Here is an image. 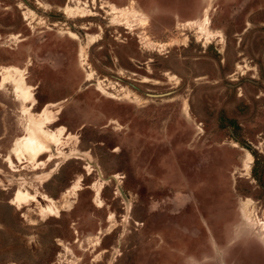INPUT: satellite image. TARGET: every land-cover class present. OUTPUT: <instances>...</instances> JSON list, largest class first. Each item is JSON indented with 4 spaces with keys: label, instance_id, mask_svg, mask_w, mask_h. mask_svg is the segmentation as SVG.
Here are the masks:
<instances>
[{
    "label": "rangeland",
    "instance_id": "obj_1",
    "mask_svg": "<svg viewBox=\"0 0 264 264\" xmlns=\"http://www.w3.org/2000/svg\"><path fill=\"white\" fill-rule=\"evenodd\" d=\"M263 50L264 0H0V264H264Z\"/></svg>",
    "mask_w": 264,
    "mask_h": 264
},
{
    "label": "bare ground",
    "instance_id": "obj_2",
    "mask_svg": "<svg viewBox=\"0 0 264 264\" xmlns=\"http://www.w3.org/2000/svg\"><path fill=\"white\" fill-rule=\"evenodd\" d=\"M110 7H111V6H110ZM75 8H76V7H75ZM65 9H66V8H65ZM111 9H112V11H113L114 7H111ZM114 10H115V9H114ZM66 11H68V13H69V12L71 13V9L68 10V8H67ZM117 11H119V10H117ZM122 11H123V9H122ZM124 11H125V10H124ZM120 12H121V11H120ZM127 12H128V11H127ZM132 12H133V11H132ZM27 15H28V14H26V13L23 14V16H24L25 18L28 17ZM121 16H122V15H121ZM31 19H32V18H31ZM204 19H205V22L208 21V18H207L206 15H204L202 21H204ZM125 20H126V19H125ZM122 21H123V20H122ZM127 23H128V22H127ZM198 25H199L198 27H200V28L202 27V26L200 25V23H199ZM203 27H204V25H203ZM87 36H88V35H87ZM88 38H90V36H89ZM92 38H94V36H93ZM90 39H91V38H90ZM88 40H89V39H88ZM92 41H93V39H92ZM78 51H79V50H78ZM2 71H3V70H2ZM11 71H12L13 73H14V71H15V72L18 71V73L20 72L16 67L10 68V72H8L7 74L3 75V77H4L3 79H4V80L8 79L9 77H10V79H12L11 75H12L13 73H12ZM5 72H6V71H5ZM5 72H4V73H5ZM4 73H3V74H4ZM0 75H2V73H1ZM1 77H2V76H1ZM23 77H24V76H23ZM88 78H89V75H87V79H88ZM3 79H2V80H3ZM14 79H15V78H14ZM16 80H18V85H19V87H20V86H21V87H24V85H23V79H22V76H21V75H20V78H19V79H16ZM2 82H3V81H2ZM7 82H8V81H7ZM1 84H2V83H1ZM14 85H16V81H15V84H14ZM14 89H15V88H14ZM26 89H27V87H26ZM21 90H22V89H21ZM17 91H18V90H17ZM19 91H20V90H19ZM103 92H104V90H103ZM25 94H26V93H25ZM18 95H19V94H18ZM18 95H17V96H18ZM26 95H27V94H26ZM15 97H16V96H15ZM28 98H29V97H28ZM28 98H27V100H28ZM18 100H19V99H18ZM29 100H30V99H29ZM45 114H46V113H45ZM47 116L49 117V115H47ZM33 119H34V118H33ZM36 119H37V118H36ZM43 119H44V118H43ZM50 119H52V117H51ZM38 120H39V119H38ZM30 121H31V120H30ZM31 122H32V121H31ZM31 122H30V123H31ZM30 123H29V124H30ZM40 123H41V122H40ZM31 124H33V125L35 124V125H36V123H31ZM31 124H30V125H31ZM38 124H39V123H38ZM38 124H37V125H38ZM42 124H43V123H42ZM33 125H31V126H33ZM40 126H41V125H40ZM43 126H44V125H43ZM33 127H34V126H33ZM35 127H36V126H35ZM38 127H39V125H38ZM27 128H29V127H27ZM59 128H60V127H59ZM59 128H58V129H59ZM36 130H37V129H36ZM29 131H30V129H29ZM30 132H31V131H30ZM35 132H36V131H35ZM37 132H38V131H37ZM62 132H63V131H62ZM43 133H44V132H43ZM54 133H55V132H54ZM32 134H33V133H32ZM51 134H53V133H51ZM41 135H42V134H41ZM46 135H47V134H46ZM48 135H49V134H48ZM58 135H59V134H58ZM28 136H29V135H28ZM36 136H37V135H36ZM55 136H56V135H55ZM30 137H31V136H30ZM37 137H38V136H37ZM37 137H36V138H37ZM39 137H40V134H39ZM48 137H49V136L46 137L45 134H43V135H42V141H46V139H49V138H50V137H49V138H48ZM40 138H41V137H40ZM56 138H57V136H56ZM43 139H45V140H43ZM58 139H59V138H58ZM38 140H39V139H38ZM55 141H56V140H55ZM46 142H47V141H46ZM50 142H51V141H50ZM35 143H36V141H35ZM19 144H20V143H19ZM36 144H37V143H36ZM38 144H40V143H38ZM43 144H44V143H43ZM47 144H48V143H47ZM47 144H46V145H47ZM52 144H53V143H52ZM56 144H57V143H55V145H56ZM16 145H18V144H16ZM34 145H35V144H34ZM40 145H41V144H40ZM44 145H45V144H44ZM49 145H50V144H49ZM22 146H23V144H22ZM22 146H21V147H22ZM42 146H43V145H42ZM47 146H48V145H47ZM15 147H16V146H15ZM33 147H34V146H33ZM43 147H45V146H43ZM48 147H49V146H48ZM48 147H45V148L48 149ZM22 148H23V147H22ZM45 148H44V149H45ZM15 149H16V148H15ZM15 149H14V150H15ZM48 150H49V149H48ZM50 150H51V149H50ZM42 151H45V150H42ZM46 151H47V150H46ZM38 153H40V152H38ZM41 153H43V152H41ZM55 156H56V155H55ZM28 157H29V156H28ZM28 157H27V158H28ZM32 157H33V156H32ZM35 157H36V156H35ZM52 157H53V156H52ZM34 160H35V159H34ZM50 160H51V159H50ZM9 161H10V159H9ZM8 165H9V163H8ZM19 193H20V192H19ZM95 193H96V195H97V193H98V188L95 189ZM16 194H17V192H16ZM26 195H27V194H26ZM27 196H28V195H27ZM100 197H101V196H100ZM16 198H17V197H16ZM42 198H43V197H42ZM33 199H34V198H33ZM36 200H37V199H36ZM42 200H43V199H42ZM16 201H17V200H16ZM45 201H46V200H45ZM41 202H42V201H41ZM11 203L13 204V202H11ZM16 203H17V202H16ZM39 203H40V202H39ZM44 203H45V202H44ZM42 204H43V203H42ZM245 204H246V203H245ZM41 208H42V211H45V212H52V211H51V205L48 204V203H45V204L43 205V207H41ZM54 208H55V207H54ZM55 209H56V208H55Z\"/></svg>",
    "mask_w": 264,
    "mask_h": 264
},
{
    "label": "flooded vegetation",
    "instance_id": "obj_3",
    "mask_svg": "<svg viewBox=\"0 0 264 264\" xmlns=\"http://www.w3.org/2000/svg\"><path fill=\"white\" fill-rule=\"evenodd\" d=\"M220 35H222L223 36V32H221L220 31ZM248 52V49L247 48H245L243 51H240V52H238L237 54H241V53H247ZM263 52H264V50H263ZM240 60H243V59H240ZM222 63V62H221ZM244 65V64H243ZM240 95V94H239Z\"/></svg>",
    "mask_w": 264,
    "mask_h": 264
}]
</instances>
